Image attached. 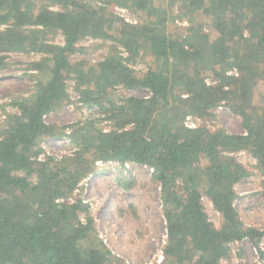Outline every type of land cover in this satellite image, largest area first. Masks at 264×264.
<instances>
[{
  "label": "trees",
  "instance_id": "16d2710c",
  "mask_svg": "<svg viewBox=\"0 0 264 264\" xmlns=\"http://www.w3.org/2000/svg\"><path fill=\"white\" fill-rule=\"evenodd\" d=\"M39 1L0 0V67L5 52L46 55L30 64L45 79L14 101L19 112L0 125V264H114L90 204L65 200L99 160L154 168L167 222L165 264H221L233 242L248 238L258 246L264 231L246 226L234 204L236 184L251 172L230 153L250 152L264 176V91L257 95L264 85V0H168L164 7L155 0H50L61 9ZM114 3L152 19L116 27ZM176 5L180 15L194 18L185 36L169 28L179 15ZM199 16L206 22H196ZM206 26L217 31L214 40ZM54 29L64 35L63 45L45 40ZM87 37L114 42L88 68L71 61ZM144 51L160 66L140 75L130 62ZM234 68L239 75L229 74ZM68 79L75 80L80 101L99 107L113 127L104 131L94 119L78 123L73 153L39 160L41 141L62 135L44 117L69 98ZM120 86L151 95L117 102L110 95ZM222 103L242 117L245 132L185 124L189 115L212 117ZM204 195L221 214L220 227L210 220Z\"/></svg>",
  "mask_w": 264,
  "mask_h": 264
},
{
  "label": "rangeland",
  "instance_id": "374dc122",
  "mask_svg": "<svg viewBox=\"0 0 264 264\" xmlns=\"http://www.w3.org/2000/svg\"><path fill=\"white\" fill-rule=\"evenodd\" d=\"M155 3L164 7L168 5V0H155ZM39 4H46L52 9L62 8L50 0H40ZM119 7L125 8L137 20V25L152 19L145 11L114 3L111 4V13L118 20L116 27L120 25L118 22L124 21L118 12ZM174 10L179 15L174 22L169 23L170 31L184 36L189 34L194 18L180 15L183 12L180 5H176ZM196 18L199 24L206 22L200 16ZM204 31L211 40L218 36L217 31L209 26ZM45 40L58 45L65 43L64 35L55 29L47 33ZM113 44L109 39L84 38L78 43V50L71 56V61H84L87 68L96 66L111 52ZM119 49L123 56H128L123 47L119 46ZM2 54L6 57V65L0 67V125L5 123L9 114L19 112L14 101L32 95L37 82L46 77L41 71L30 69L31 62L41 61L46 57L43 53L11 51ZM130 65L142 75L148 70L159 68L160 61L152 53L144 51ZM203 76L208 82H213L212 72L204 71ZM258 87L257 95L264 91V85ZM67 91L69 98L44 117L47 123L58 126L62 135L46 137L41 141L39 160L73 153L76 146L72 133L74 125L78 123L94 119L97 126L104 131L113 127L112 121L99 107L84 105L80 101L74 79L67 80ZM150 95L148 89H127L120 86L111 92L110 98L120 102L129 96L145 98ZM260 101L261 98L257 96L255 102L260 104ZM190 116L197 127L205 125L211 130L224 128L230 133L245 132L242 117L233 112L226 103L218 105L210 118ZM230 155L236 157L251 172L248 178L235 186L238 194L234 201L235 207L246 226L264 231V176L257 167V160L248 151ZM154 174V168L148 165L131 161L121 163L115 160H99L94 169L81 179L73 194L65 198L67 201L81 199L90 204L98 235L116 257L114 264H165L167 222L163 212L161 185ZM33 180L36 178L33 177ZM202 200L210 220L216 227H220L221 214L206 195ZM261 252H264V237L258 246L248 239L233 242L230 244V255L222 260V264H264Z\"/></svg>",
  "mask_w": 264,
  "mask_h": 264
},
{
  "label": "built area",
  "instance_id": "2783aa9c",
  "mask_svg": "<svg viewBox=\"0 0 264 264\" xmlns=\"http://www.w3.org/2000/svg\"><path fill=\"white\" fill-rule=\"evenodd\" d=\"M118 12L119 13H121V15H122V17L124 18V21L125 22H128V23H132V24H135V23H137V20L136 19H134L129 13H128V11L125 9V8H118ZM229 74H233V75H239V72H238V70L236 69V68H234V69H232V70H230L229 71ZM193 121V117L192 116H187V118H186V122H185V124L188 126V127H190V128H195V127H197L196 125H195V123L194 122H192ZM190 122H191V124H190ZM41 155V154H40ZM97 162H99V161H97ZM72 201V200H71ZM246 239H248V238H244L243 240H246ZM242 240V241H243ZM249 240V239H248ZM250 241V240H249ZM237 242H239V241H237ZM224 259H226V258H224ZM224 259H222V260H224ZM222 260H221V264H222Z\"/></svg>",
  "mask_w": 264,
  "mask_h": 264
}]
</instances>
